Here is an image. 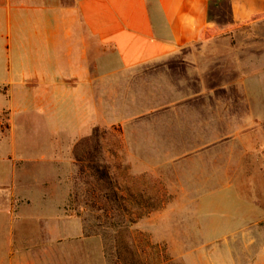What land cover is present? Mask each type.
I'll use <instances>...</instances> for the list:
<instances>
[{"label":"crops","instance_id":"0c3cea01","mask_svg":"<svg viewBox=\"0 0 264 264\" xmlns=\"http://www.w3.org/2000/svg\"><path fill=\"white\" fill-rule=\"evenodd\" d=\"M214 1L0 0V114L9 153L16 158L15 143L26 145L23 155L50 166L48 177L69 181L44 183L49 178L38 171L40 179L23 183L17 217L38 228L28 235L51 241L79 233L69 227L72 140L131 119L133 174L163 182L167 169L170 182L159 185L172 194L132 227L152 224V234L162 235L165 216L175 215L186 225L181 235H221L202 245L207 251L184 252L185 264H264V107L225 103L214 88L180 87L169 77L186 60L184 49L206 43ZM248 1L230 0L232 15L247 14ZM58 142L69 149L66 171L65 154L49 147ZM6 229L0 220V235ZM49 248L55 256V243Z\"/></svg>","mask_w":264,"mask_h":264},{"label":"rangeland","instance_id":"374dc122","mask_svg":"<svg viewBox=\"0 0 264 264\" xmlns=\"http://www.w3.org/2000/svg\"><path fill=\"white\" fill-rule=\"evenodd\" d=\"M229 2L215 0L211 3L210 36L204 39L206 43L184 49L180 55L186 60L181 65H172L180 69L170 70L169 77L176 76L180 87L214 88L217 98L227 103L233 100V103L264 107V17H250L252 12L264 10V0H249L248 13L234 16ZM131 121L124 119L111 126L99 127L100 150L94 152L93 163L105 169L107 183L95 182L88 176L89 169L85 176L74 175L78 168L74 147L93 129L84 137L72 140L74 173L70 184L76 201L73 206L75 218L69 227H80V231L77 235L76 231L72 235H54L55 240L50 241L51 235H28L36 229L35 222L19 221L17 213L26 199L20 189L27 179H40L38 171L49 178L44 183H53L58 178V183L65 181L68 184V177H48L50 166L23 155L26 145L15 143L19 153L16 158H11V144L6 138V115L5 112L0 114V171H3L0 176V220L7 228L0 235V264H185L184 252L200 253V248L205 249L202 245L206 241L221 236L181 235L180 226L186 225L175 223L176 216L170 214L165 216L167 223L163 227L169 233L153 235L152 224L146 227L150 232L139 230L135 225L132 227V222L162 210L160 206L168 204L172 194L161 190L159 185L161 183L165 188L164 184H169L167 169L163 170V182L152 174H133ZM49 147L55 148L58 156L65 154V162L60 168L68 170L64 153L69 150H65L67 145L58 142ZM89 148L92 149V145ZM86 150V145L79 146L78 155L83 156L82 152ZM31 152L44 154L40 150ZM4 173L7 181L3 182ZM223 211L224 207L216 214L221 216ZM54 243L55 256L49 248H54ZM225 243L218 240L215 244L224 246Z\"/></svg>","mask_w":264,"mask_h":264},{"label":"trees","instance_id":"16d2710c","mask_svg":"<svg viewBox=\"0 0 264 264\" xmlns=\"http://www.w3.org/2000/svg\"><path fill=\"white\" fill-rule=\"evenodd\" d=\"M264 17V12L253 16V18H261ZM210 28L204 29V32L202 33V38L206 39L210 36ZM99 128H94L91 132V134L87 137L82 138L80 142H78L74 147V157L76 161V165L78 166V175H87L86 172L89 169L88 176L91 177L95 182H108V177L105 169H102V165H99L98 163H93V158L96 157L94 152L100 150V145L98 143V140L100 139L99 134ZM85 147L87 146L86 152H82L84 155L80 156L78 153L79 146ZM89 145H92V149L89 148Z\"/></svg>","mask_w":264,"mask_h":264}]
</instances>
